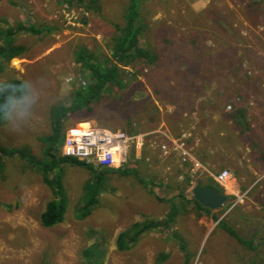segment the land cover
Masks as SVG:
<instances>
[{
  "label": "rangeland",
  "instance_id": "rangeland-1",
  "mask_svg": "<svg viewBox=\"0 0 264 264\" xmlns=\"http://www.w3.org/2000/svg\"><path fill=\"white\" fill-rule=\"evenodd\" d=\"M141 1L145 31L140 36V45H147L161 55L155 65L157 69L154 65L142 66L140 62L122 68V87L110 86L108 93L90 105L89 112L64 116L61 120L64 131L77 124L74 122L91 121L100 127L138 135L143 133L140 129L144 126L154 127L159 120L157 112L167 111L168 102H183L193 89L199 95L202 93L199 89L204 91V86L215 89L210 104L214 112L220 113L223 105L231 100L228 96L242 87L241 96L253 98L254 109L259 112L250 113V120H264V0ZM81 3L76 0H0V30L14 28L18 23L54 29L39 38L24 32L15 35V45L25 48L29 60L37 51L43 53L53 44L61 46V50L53 54V60L29 64L15 58L4 62L0 69L1 91L6 90L12 80L20 81L24 89L20 98L11 97L9 101L10 109L0 125V147L24 152L26 158L34 162L31 164L18 156L2 157L0 264H86L82 257L86 248L103 253L101 264H264V244L257 249L242 247L225 231L233 232L238 239H249L246 232H251L253 226L257 228L256 222L243 217V211L238 212V208L227 215L218 210L199 214L198 210L188 209L187 202L182 210L180 203L184 196L174 199L178 219L168 230L159 228L146 232L139 235L129 250H117L116 238L121 232L130 230L135 223L161 220L170 208L153 197L158 196L160 190L153 189L152 196L146 184L152 180L158 183L162 175L156 148H151L155 154L150 162L140 158L135 169L123 166L103 174L95 193L97 169L61 160L63 141L51 151L55 163L48 171L51 158L46 154L49 145L43 138L51 133V111L69 105L79 85L78 79L88 83L89 75L78 61L79 57V60L88 57L100 62L110 57L111 39L115 27L123 26L129 0H83ZM232 35L235 42L229 40L227 46L236 49L237 57L231 50L222 48L224 54H232L234 58L224 59V67L233 60L231 67L242 68V76L210 72L221 66L212 64L205 56L193 60V52L215 49V42L225 44L226 38ZM3 41L0 36L2 44ZM214 54L212 52L209 58ZM68 78L72 81L68 82ZM173 84L180 86V90H172ZM158 86H161L159 91ZM171 97L174 99L170 100ZM179 109L184 112L194 107ZM179 139L181 135L176 140ZM184 140L187 146V137ZM243 142L253 143V140ZM171 147L173 149L172 144ZM168 148L163 142L159 149L165 153ZM222 170L232 172L234 180L230 184H235L239 173L229 168ZM44 180L60 183L58 201H64L66 206L62 222L52 228L40 225L41 213L54 200L53 189ZM92 197L95 204L84 214L83 206ZM130 232L135 233V230ZM94 243L96 246L89 247Z\"/></svg>",
  "mask_w": 264,
  "mask_h": 264
},
{
  "label": "crops",
  "instance_id": "crops-1",
  "mask_svg": "<svg viewBox=\"0 0 264 264\" xmlns=\"http://www.w3.org/2000/svg\"><path fill=\"white\" fill-rule=\"evenodd\" d=\"M20 24L18 23L14 28ZM9 28L12 29L13 27ZM39 29L47 31L33 36L39 38L54 31L49 26ZM109 38L111 39V37ZM0 45L3 44L0 42ZM60 50L59 44H53L46 48L43 53L37 51L32 60L25 56L24 50L22 55L16 58V61L34 64L43 59L53 60L55 59L53 54ZM57 56L59 57L60 54ZM4 62V60H0V68L4 66ZM55 62H59V60ZM243 72L244 70L240 68L239 76H242ZM79 86L77 85V87ZM160 87H156V90L159 91ZM204 87V91L199 89L201 94H196V90L193 89L190 97L184 98L183 102H168L167 111H158L159 120L154 127L144 126L143 130L145 131L140 129L143 132L138 134L143 136L141 147H131L125 166L135 169L137 160L140 158L150 162L155 154L152 149L155 150L156 148L160 163L158 168H161L162 175L156 184H154V180L147 181L146 184L150 186L148 189H150L151 195H154L153 189L160 190L158 196L153 197L158 202L169 205L170 208L171 204L175 207L174 199L176 197L183 198L184 196V201L180 203L181 209L185 210V204L188 202V209L196 211L197 204L190 190L196 185L217 188L227 198V204H224L218 211H223V214L227 215L235 212L234 209L238 208V212L243 211V217L251 218L253 222L259 225L257 228L253 226L251 232H246L249 239L241 238L242 242H240L235 238L237 245L248 248L255 246L257 249L264 244V158H260L261 156L264 157V120L262 118L250 120L248 116L250 113L253 115L259 114V112L254 109L253 98L244 99L241 96L244 91L242 87L238 88L236 85L237 91L235 90L231 100L223 105L221 113L214 112L212 110L214 106L212 107L210 104L215 89ZM171 88L179 91L181 87L173 84ZM148 93L150 94L149 90ZM244 96L250 97L246 93ZM173 99L174 97L170 98V100ZM188 106L194 107V109L184 112L179 109ZM200 107L203 109L199 110ZM180 135L181 138L184 136L188 139L186 148L189 150L190 159L187 162H182L177 152H174L171 147L170 140H176ZM246 139L253 140V143L243 142ZM163 142L168 144L169 150L166 153L162 152V154L159 148ZM230 165H235V167L231 168ZM223 168H229L231 171L234 170L239 173L235 184L222 187L216 183L214 176ZM228 199H231L230 202ZM170 208L166 211L165 217ZM177 219L178 211H176L175 216V220ZM225 231L230 235L227 230Z\"/></svg>",
  "mask_w": 264,
  "mask_h": 264
},
{
  "label": "trees",
  "instance_id": "trees-1",
  "mask_svg": "<svg viewBox=\"0 0 264 264\" xmlns=\"http://www.w3.org/2000/svg\"><path fill=\"white\" fill-rule=\"evenodd\" d=\"M72 1V0H70ZM79 1L80 4L83 0ZM141 9H142V1L141 0H129V4L127 10L124 14V23L122 27H115V35L111 39V54L109 58L104 59L103 61H94L89 60L88 57L82 58V60L78 61L81 63L83 69L88 73V83L84 86H79L76 90L73 91V95L71 97L70 103L68 106L63 107H55L51 111V133L43 138V141L49 145V148L46 150V154L51 158L48 164V171L54 167L55 161L53 160L54 156L51 151H53L62 141H64V127L62 126V118L66 116L68 113H76L79 111H87L91 110V104L99 101L103 94L109 92L110 86L122 87L123 83L120 80V72L122 68L128 67L130 64L134 62H140L142 66H148L151 68L153 66L154 69L156 63L161 60V55L158 52H155L152 49H149L147 45H140V36L144 33V24L141 18ZM50 30V29H49ZM47 30L39 29L33 25H18L17 27L0 31V36L3 37V45H0V60H4L5 62H9L14 58L19 57L24 52L25 48L20 45H15V35L19 32L29 33L32 35H39ZM227 37V35H226ZM234 35L231 38H226L228 41H224L221 45L218 42H215V49L207 48L206 51H198L193 52V60H201L202 56H205V59H208L212 64H216L221 66V69L209 70L210 72H215L217 74L219 72L223 73V76H239L240 68L231 67L233 64V60L228 62L227 67H224L225 61L224 59L233 58L232 54H224L225 50H231L232 52H236L234 47H228L229 40L235 42L233 40ZM236 37V35H235ZM235 39V38H234ZM239 40H236L238 42ZM201 48H204L203 45H200ZM219 48H221L219 50ZM224 48L225 50H222ZM215 52L212 58L210 54ZM234 57H237V54H234ZM169 58V57H165ZM81 59V58H80ZM210 59V60H209ZM230 60V59H229ZM167 68V67H166ZM1 69V68H0ZM23 87L20 81L12 80L8 83L7 89L4 91H0V125L2 124L5 114L10 109V99L11 97H15L16 99L20 98L23 94ZM231 97V96H228ZM63 143V142H62ZM27 154L24 152H19V150L15 149H6L0 147V174L3 169L2 157H13L18 156L22 159L29 160L26 158ZM65 163H70L74 165H86L80 161L75 159L60 157ZM31 164L32 161L29 160ZM88 166V165H87ZM86 166V167H87ZM98 172L97 182L95 183L97 188L94 191L98 192L100 187V179L103 174L112 172L114 170H96ZM99 180V181H98ZM44 182L53 189V197L54 200L50 201L45 210L40 215V225L43 228H52L57 224H60L63 220V213L65 209L64 201L59 200V189L60 183L57 180H44ZM94 195V194H93ZM95 197H92L88 200L83 206L85 213L95 204ZM197 210L199 214L210 213V210L201 206L198 202ZM83 207L80 209L82 210ZM176 208L172 206L170 211L167 213L166 217L162 220L152 221V222H142L141 224L135 223L129 229L121 232L116 238V248L120 252H125L129 250V247L132 243L146 232H150L159 228L169 229L170 226L175 221L176 216ZM82 217V216H80ZM131 229L135 230V233H131ZM228 233L242 242L241 239L236 237V234L228 231ZM96 246L95 243L89 247ZM96 248H99L98 246ZM83 260L86 264H101L104 261L103 253H97L96 249L86 248L82 252Z\"/></svg>",
  "mask_w": 264,
  "mask_h": 264
},
{
  "label": "built area",
  "instance_id": "built-area-1",
  "mask_svg": "<svg viewBox=\"0 0 264 264\" xmlns=\"http://www.w3.org/2000/svg\"><path fill=\"white\" fill-rule=\"evenodd\" d=\"M67 81L71 82L72 78ZM78 83L80 86L86 85L82 79H78ZM184 139L182 136V139L170 141L181 161L187 162L190 154ZM142 142V135L82 121L66 130L60 153L62 157L75 159L96 169L119 170L125 166L131 147L140 148ZM233 178L234 175L228 170H222L214 176L216 183L222 187L233 182Z\"/></svg>",
  "mask_w": 264,
  "mask_h": 264
},
{
  "label": "water",
  "instance_id": "water-1",
  "mask_svg": "<svg viewBox=\"0 0 264 264\" xmlns=\"http://www.w3.org/2000/svg\"><path fill=\"white\" fill-rule=\"evenodd\" d=\"M105 170L104 168H102ZM193 198L204 208L211 211L219 210L227 202L224 194L214 187L194 186L191 190Z\"/></svg>",
  "mask_w": 264,
  "mask_h": 264
},
{
  "label": "flooded vegetation",
  "instance_id": "flooded-vegetation-1",
  "mask_svg": "<svg viewBox=\"0 0 264 264\" xmlns=\"http://www.w3.org/2000/svg\"><path fill=\"white\" fill-rule=\"evenodd\" d=\"M100 170H103L102 168H100Z\"/></svg>",
  "mask_w": 264,
  "mask_h": 264
}]
</instances>
